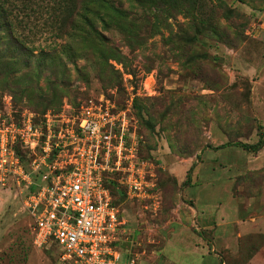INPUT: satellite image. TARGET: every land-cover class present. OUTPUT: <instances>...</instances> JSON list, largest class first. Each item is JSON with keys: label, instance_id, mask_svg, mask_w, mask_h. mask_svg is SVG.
<instances>
[{"label": "rangeland", "instance_id": "obj_1", "mask_svg": "<svg viewBox=\"0 0 264 264\" xmlns=\"http://www.w3.org/2000/svg\"><path fill=\"white\" fill-rule=\"evenodd\" d=\"M116 5L129 17L116 14L106 42L70 36L66 0H0V116L39 119L88 101L123 109L151 184L147 198L110 187L125 259L160 263L159 227L183 221L202 247L190 253V238L172 237L165 264H264V232L255 229L264 222L262 152L234 146L264 131V0H186L184 12L158 14L161 27L140 34L137 4ZM26 198L11 183L0 190V264H57L56 247L33 244ZM229 233L242 235L235 251L222 246Z\"/></svg>", "mask_w": 264, "mask_h": 264}, {"label": "built area", "instance_id": "obj_2", "mask_svg": "<svg viewBox=\"0 0 264 264\" xmlns=\"http://www.w3.org/2000/svg\"><path fill=\"white\" fill-rule=\"evenodd\" d=\"M25 113L0 116V190L27 191L33 244L56 247L57 264H135L123 261L125 221L110 189L135 198L151 189L127 112L88 101Z\"/></svg>", "mask_w": 264, "mask_h": 264}, {"label": "trees", "instance_id": "obj_3", "mask_svg": "<svg viewBox=\"0 0 264 264\" xmlns=\"http://www.w3.org/2000/svg\"><path fill=\"white\" fill-rule=\"evenodd\" d=\"M118 0H66V3L71 6L73 12H66L69 15V21L67 26L70 30L74 31L75 34L70 36H74L76 39H82V36L88 34H98L100 38L104 41L109 42L110 38H106L103 34H101L104 30L109 31L111 28H114V18L117 13L122 17H129V12L121 11L122 5H116ZM127 1L131 6L137 4L140 8L141 15L137 19V25L135 32L140 34L142 29H146L148 26L149 30L157 31L161 27V22L158 14L165 15L170 18H174L178 16L187 8L186 0H121ZM75 12V13H74ZM154 15L155 22H151L148 18ZM160 22V23H158ZM100 30V31H99ZM137 34V35H138ZM131 38L124 34L125 42H135L138 41L139 38ZM129 37V38H128ZM46 111L42 112L45 113ZM17 115V114H15ZM264 144V131L260 132L259 139L255 144H243L236 143L234 146L241 147L243 150L248 151L250 153H258L263 147ZM230 146L229 144L221 145L218 148H225ZM187 172L186 181L183 183L184 185L188 184L190 181V173L192 168ZM114 185V184H112ZM110 185V187H112ZM115 185L112 187L113 189Z\"/></svg>", "mask_w": 264, "mask_h": 264}, {"label": "crops", "instance_id": "obj_4", "mask_svg": "<svg viewBox=\"0 0 264 264\" xmlns=\"http://www.w3.org/2000/svg\"><path fill=\"white\" fill-rule=\"evenodd\" d=\"M260 152H262V161L260 163H264V144L262 149L260 150ZM255 226H256V231H261L264 232V222L261 221L259 222L258 220H255ZM259 222V223H257ZM263 222V223H262ZM160 231V232H159ZM158 236L163 238L165 244L163 245L162 249L160 250V253L158 254V256H156L157 258H161L160 263H156L153 260H144L142 259L143 256H140V259L137 258V261L135 262V264H165V261H168L167 257H165V246L167 244V241L169 239H172V237H174V240H176V238H179L181 240V238L187 239L190 238L191 243L189 244V246H185V250L187 252L190 253H196L200 251V246L202 247V240L198 237L199 234L194 232L193 230H190L183 221H180L179 223H171L169 222L166 225V222L163 224V226L159 227V230L157 232ZM195 234H198L195 235ZM164 235V236H163ZM241 234H234V233H229L227 236L224 237V241H222V246L229 248L230 250H236V247L234 248V243H236L238 241V239L241 238ZM126 240H124L123 244L125 243ZM229 242L231 244H229ZM122 244V245H123ZM123 252V251H122ZM201 253H203V251L201 250ZM258 255H256L257 257ZM125 257H124V253H123V261H125ZM139 260V261H138ZM159 260V259H158ZM165 260V261H162ZM254 264V263H253Z\"/></svg>", "mask_w": 264, "mask_h": 264}]
</instances>
